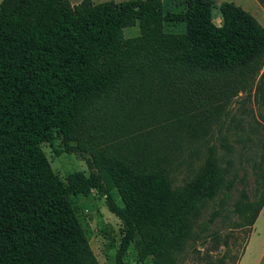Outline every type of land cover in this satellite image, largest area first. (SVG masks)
<instances>
[{"label": "trees", "instance_id": "1", "mask_svg": "<svg viewBox=\"0 0 264 264\" xmlns=\"http://www.w3.org/2000/svg\"><path fill=\"white\" fill-rule=\"evenodd\" d=\"M183 7L0 1V264H98L69 202L91 191L122 224L114 264L131 244L155 264H174L196 204L223 182L206 145L177 189L179 153L207 142L232 99L262 68L258 84L264 77V26L253 16L221 2L216 25L212 0ZM163 23L184 31L166 33ZM135 25L138 34L124 38ZM56 139L86 156L88 175L53 173L40 146ZM263 203L260 195L233 209L250 225Z\"/></svg>", "mask_w": 264, "mask_h": 264}, {"label": "rangeland", "instance_id": "2", "mask_svg": "<svg viewBox=\"0 0 264 264\" xmlns=\"http://www.w3.org/2000/svg\"><path fill=\"white\" fill-rule=\"evenodd\" d=\"M73 1V0H72ZM94 4L124 0H91ZM212 22L218 24L217 7L231 2L253 16L264 26V11L255 0H212ZM162 12H182L183 0H161ZM173 25V26H172ZM163 23V31L179 33L184 25ZM138 34L137 26L123 30V37ZM263 68L249 91L238 93L227 108L207 142L187 145L179 153L180 165L172 172L173 186L182 189L192 177L205 154L206 145L213 146V155L223 171L221 188L210 197H203L195 206L192 226L174 264H264V203L252 224L234 212L236 204L245 205L264 196V77ZM258 88L256 89V87ZM197 146L196 154H192ZM53 173L64 181L66 175L82 172L88 175L84 158L64 152L59 139L51 145L41 144ZM60 151L58 156L54 151ZM230 183L226 191L224 186ZM70 206L98 264H114L123 228L120 221L105 207L104 199L94 191L83 197L69 196ZM124 264H155L153 259L138 253L129 245Z\"/></svg>", "mask_w": 264, "mask_h": 264}, {"label": "crops", "instance_id": "3", "mask_svg": "<svg viewBox=\"0 0 264 264\" xmlns=\"http://www.w3.org/2000/svg\"><path fill=\"white\" fill-rule=\"evenodd\" d=\"M0 1H1V0H0ZM68 1H69V3H70L71 5H76V4H78L81 0H73V1H72V0H68ZM223 2H224V1H223ZM183 8H184V7H183ZM218 18H219V17H218ZM219 21H220V20H219ZM218 23H219V22H218ZM181 24H183V23H179L180 26H181ZM179 25H178V26H179ZM183 25H184V24H183ZM217 25H218V24H217ZM172 26H173V25H172ZM180 26H179V27H180ZM178 32H179V33H182L183 30L179 28ZM168 33H172V32H168Z\"/></svg>", "mask_w": 264, "mask_h": 264}]
</instances>
